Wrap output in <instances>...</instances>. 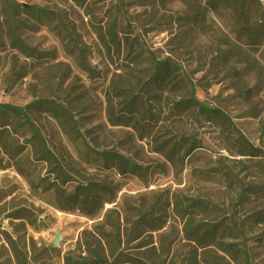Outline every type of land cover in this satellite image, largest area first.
I'll list each match as a JSON object with an SVG mask.
<instances>
[{"label": "rangeland", "instance_id": "1", "mask_svg": "<svg viewBox=\"0 0 264 264\" xmlns=\"http://www.w3.org/2000/svg\"><path fill=\"white\" fill-rule=\"evenodd\" d=\"M112 26L116 44L109 43ZM13 28L33 53L11 45ZM167 60L176 69L171 84L159 87L150 79ZM193 95L219 113L198 110ZM37 100L74 118L70 140L47 105L28 113L75 180L70 188L111 184L118 194L94 218L59 211L57 195L47 191L49 168L12 117L16 134L5 132L2 143L11 154L25 151L13 160L0 149V230L16 238L12 208L36 214L38 229H19L43 250L32 264L89 259V247L103 250L108 264H190L192 257L264 264V226L251 218L264 212V0H0V104ZM191 146L197 149L187 155ZM248 146L261 157L240 156ZM93 152L122 155L138 170L121 177ZM186 198L213 208L190 223L181 213ZM225 219L242 236L206 233ZM3 245L0 234V264Z\"/></svg>", "mask_w": 264, "mask_h": 264}, {"label": "trees", "instance_id": "2", "mask_svg": "<svg viewBox=\"0 0 264 264\" xmlns=\"http://www.w3.org/2000/svg\"><path fill=\"white\" fill-rule=\"evenodd\" d=\"M78 4H83L88 0H73ZM27 14H36L40 16L47 17L50 15L47 11L36 8V7H25L23 9ZM14 13V12H13ZM114 27L109 33L110 44H116L117 34L114 32ZM9 38L11 45L18 51L24 54L33 53V50L27 46V44L18 36L16 30L13 28L9 33ZM41 55V54H36ZM152 59H155L152 55ZM175 67L172 66L169 60L158 62L155 65V71L151 76L150 81L156 83L159 87H167L171 84V77L174 75ZM191 102H194L198 107V110L205 113L218 112L217 110H211L206 108L204 105L199 104L195 101L194 95L191 98ZM189 102V103H191ZM186 103H178L176 107L182 109L186 107ZM188 104V103H187ZM44 105L49 107L48 112L52 117L57 121L60 129L70 140H73L75 132L73 128L70 127L69 123L74 121L73 116L70 114L68 108L59 106L53 101L46 100H37L28 104L26 106H15L12 104H0V149L12 157L13 160H16L17 157L24 153V148L19 149L15 154L8 152L6 146L2 143V135L5 132L12 130V134H16L15 127L11 123V118H20V128H25L32 137V140L36 142L35 153L36 161L48 166L49 170L47 171L48 177V187L47 191L53 190L58 197L56 208L64 213L69 212H79L83 216L88 218H94L97 216L104 208L106 204L113 203L118 194V188L113 187L111 184H101V183H82L77 182L70 188V185L75 181L69 174L66 172L61 161L58 160L55 153L50 149L48 143L44 140L40 129L34 123L32 118L29 116V111L40 109ZM219 113V112H218ZM197 147L191 146L187 155L196 150ZM174 148L171 150L173 152ZM261 151L248 146L243 148L240 151V156L242 157H252L258 158L261 157ZM93 154L98 158L99 162L105 166L106 169H113L119 176L134 175L136 174L138 167L135 166L130 160L123 157L122 155L112 153V152H102ZM28 160L27 162H29ZM20 167L24 164V161L21 160ZM23 163V164H22ZM2 168V166H1ZM4 169V168H3ZM2 170V169H0ZM54 177V178H53ZM52 178V180H51ZM69 186V187H68ZM181 213L183 217L189 219V222L192 223L196 219V215L209 212L213 206L208 202L202 200H191L189 198L184 199ZM8 218L12 221H20L19 224L15 226V235L6 230H0L1 237L4 241L2 249L6 252V262L5 264H32L36 259L37 253L42 252L43 250H38L33 239H29V245L26 242L25 236L22 234V229L29 225L33 229H38L39 218L36 214L23 206L12 208L11 212L8 215ZM253 223L257 226H264V212L261 214H256L251 216ZM226 222H220L218 225L211 226L206 233H208L212 238L216 236L217 233L224 229L225 237L229 239H237L239 236H242L241 229L238 226L236 221L226 220ZM200 226L193 228V231L198 230ZM20 229V230H19ZM116 235V241L121 244V237L117 227L114 228ZM25 230V229H24ZM107 235L101 237L102 240L106 238ZM220 245V244H219ZM230 246V245H229ZM52 250V249H51ZM88 251L91 252V258H82L78 262H68L69 264H108V259L102 256L103 250H98L96 248H88ZM31 254V256H30ZM113 258V257H112ZM130 258V256H128ZM116 258H113L115 260ZM38 262V261H37ZM190 264H199L197 257L190 258Z\"/></svg>", "mask_w": 264, "mask_h": 264}, {"label": "water", "instance_id": "3", "mask_svg": "<svg viewBox=\"0 0 264 264\" xmlns=\"http://www.w3.org/2000/svg\"><path fill=\"white\" fill-rule=\"evenodd\" d=\"M62 241V237H61V234L58 233L55 237V239L53 240V246L55 248H58L59 247V243Z\"/></svg>", "mask_w": 264, "mask_h": 264}]
</instances>
